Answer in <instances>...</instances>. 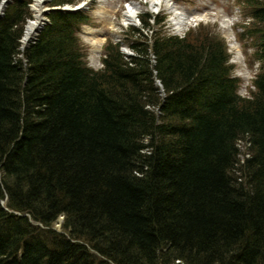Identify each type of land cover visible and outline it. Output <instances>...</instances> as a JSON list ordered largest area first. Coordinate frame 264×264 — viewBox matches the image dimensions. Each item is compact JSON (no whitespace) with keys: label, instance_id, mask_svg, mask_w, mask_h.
I'll list each match as a JSON object with an SVG mask.
<instances>
[{"label":"trees","instance_id":"obj_1","mask_svg":"<svg viewBox=\"0 0 264 264\" xmlns=\"http://www.w3.org/2000/svg\"><path fill=\"white\" fill-rule=\"evenodd\" d=\"M31 2L0 18V264H264V0L251 99L209 31L96 72L60 12L22 52Z\"/></svg>","mask_w":264,"mask_h":264},{"label":"rangeland","instance_id":"obj_2","mask_svg":"<svg viewBox=\"0 0 264 264\" xmlns=\"http://www.w3.org/2000/svg\"><path fill=\"white\" fill-rule=\"evenodd\" d=\"M122 2L123 0H109L104 3L105 9L103 10V15H105L107 19H111L112 16L110 15H113L114 17V14L117 13L118 15L117 18L119 19V23L121 22V24H118V26L115 28L116 31H114L113 35L110 37L108 36L107 44L110 42L117 43V40L124 39L125 37L126 27L122 25L124 10L122 11V14L120 12H117L119 10L118 7L119 5H121ZM175 2L185 13L189 15L198 14V13H206L208 15L205 16L207 21H204L205 23L200 25H203L202 28L205 31H215V33L221 39L225 40V43L228 44L232 59L231 63L234 68V76L238 77L241 82L240 84L241 94L244 96H249V93L252 90H254V88L250 90L249 85L252 83V80L254 79L255 75L258 74L260 64L257 58L255 57V52H254L255 49L254 50L249 49L248 50L249 52L246 51L248 48L245 49L242 45V41L238 39L237 25L239 21H241L242 24L241 31L245 39H247L246 33L243 28V23L245 22V18H244L245 16L244 13L243 14L241 13V9H239L238 7L236 8L234 6L233 0H175ZM141 8H142L141 10L142 13H147V11L150 10L149 4H145V3L144 4L142 3ZM93 15L97 16L95 13H93ZM93 15L90 14V16ZM227 18H230V20H227L228 22L225 20ZM212 22H218L219 24ZM173 29H174V22L172 21V25L169 27L168 32L172 34ZM193 29L194 28H191L190 30ZM157 30H159V27ZM235 35L237 36L236 37L237 41H235ZM248 41L250 43L252 42L251 39H249ZM82 47L87 62L90 65H93L96 69L101 67V60H100L101 52H99L100 45H94L91 43L90 45H85L84 43H82ZM241 149L242 151L243 150L246 151L247 148L245 143L241 144ZM244 156L246 157V155ZM244 156H241V160H244L245 158ZM55 227L57 229H61L60 224H56Z\"/></svg>","mask_w":264,"mask_h":264},{"label":"bare ground","instance_id":"obj_3","mask_svg":"<svg viewBox=\"0 0 264 264\" xmlns=\"http://www.w3.org/2000/svg\"><path fill=\"white\" fill-rule=\"evenodd\" d=\"M44 0H36L35 5L36 7H33V15L34 18L31 19V21L29 22L25 35H24V39H23V45L22 47H25L32 39V37L35 34V31L39 28V26L41 25V18H42V11H43V6L41 5V3ZM162 0H151V3H161ZM139 11V7L135 6V7H131L129 10V13L132 16H127L124 19V23H126V25L128 24V22L131 20L130 17H133L137 12ZM181 23V22H180ZM102 38L100 37H96V35H94L93 37V42L94 43H99L101 41Z\"/></svg>","mask_w":264,"mask_h":264},{"label":"snow or ice","instance_id":"obj_4","mask_svg":"<svg viewBox=\"0 0 264 264\" xmlns=\"http://www.w3.org/2000/svg\"><path fill=\"white\" fill-rule=\"evenodd\" d=\"M83 5H80V7H82ZM33 7H36V5L34 4Z\"/></svg>","mask_w":264,"mask_h":264}]
</instances>
